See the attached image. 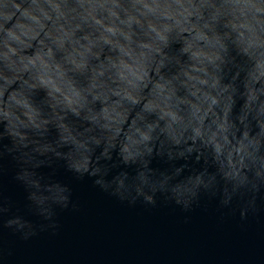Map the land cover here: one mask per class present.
<instances>
[{
    "label": "clouds",
    "instance_id": "1",
    "mask_svg": "<svg viewBox=\"0 0 264 264\" xmlns=\"http://www.w3.org/2000/svg\"><path fill=\"white\" fill-rule=\"evenodd\" d=\"M9 170L24 196L0 183V227L23 240L79 207L72 180L129 205L258 213L264 0H0Z\"/></svg>",
    "mask_w": 264,
    "mask_h": 264
},
{
    "label": "water",
    "instance_id": "2",
    "mask_svg": "<svg viewBox=\"0 0 264 264\" xmlns=\"http://www.w3.org/2000/svg\"><path fill=\"white\" fill-rule=\"evenodd\" d=\"M0 183L23 201L11 170ZM71 183L79 207L58 209V231L23 240L0 227V245L13 250L4 264H264V207L246 219L216 201L185 212L163 202L129 205L90 179Z\"/></svg>",
    "mask_w": 264,
    "mask_h": 264
}]
</instances>
